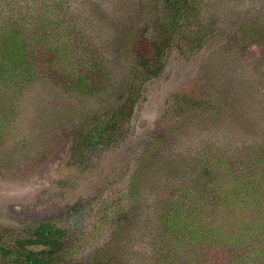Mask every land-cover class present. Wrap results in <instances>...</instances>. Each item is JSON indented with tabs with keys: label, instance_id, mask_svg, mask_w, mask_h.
I'll return each instance as SVG.
<instances>
[{
	"label": "rangeland",
	"instance_id": "374dc122",
	"mask_svg": "<svg viewBox=\"0 0 264 264\" xmlns=\"http://www.w3.org/2000/svg\"><path fill=\"white\" fill-rule=\"evenodd\" d=\"M70 1L80 3L74 14L97 38L116 81L105 95L90 97L45 79L22 84L0 78V236L9 242L33 224L56 219L72 225L75 264H159L165 249L184 264H230L215 251L223 247L214 239H182L177 225L161 235L159 224L182 200L191 210L197 205L195 193H179L184 179H197L191 169L211 166L214 156L230 162L232 154L250 164L248 149L264 145V0H203L201 19L217 23L218 37L191 56L173 49L164 73L146 85L127 139L82 155L72 152L79 130L122 93L133 67L127 48L144 29L154 0ZM31 4L28 11L39 10ZM178 94L196 104L179 107ZM226 185L233 190L232 182ZM242 186V198L251 201H204L198 215L225 238L240 235L233 259L250 254L243 264H261L264 226L257 225V214L263 216L264 203Z\"/></svg>",
	"mask_w": 264,
	"mask_h": 264
},
{
	"label": "trees",
	"instance_id": "16d2710c",
	"mask_svg": "<svg viewBox=\"0 0 264 264\" xmlns=\"http://www.w3.org/2000/svg\"><path fill=\"white\" fill-rule=\"evenodd\" d=\"M31 1L32 4L30 0H0V78L11 82L18 79L22 84L45 79L63 92L81 96H102L111 91L116 81L115 73L104 53H100L97 38L86 33L83 24L78 22L74 12L80 3ZM202 1L154 0L144 29L127 48L133 67L122 93L102 112L86 120L72 146L74 154H85L95 146L105 151L124 142L129 136L136 106L145 99L146 85L164 73L173 49L191 56L218 37L217 23L205 24L201 19ZM28 4L39 10L28 11ZM60 9L64 12L60 13ZM176 99L179 107L196 104L187 95L178 94ZM230 156H233L230 162H219V157L214 156L211 166L190 170L198 173L197 179L194 176L191 181L184 179L181 190L184 192L179 193H185V196L195 193L197 205L191 210L190 204L182 200L177 208H168V213L161 215L159 232L164 235V231L174 230L177 225L182 239L186 235L195 241L201 237L204 241L214 239L218 247H223L222 251L218 248L215 251L227 255V261L232 260L230 264H243L250 254L234 259L232 255V249L238 252L240 235L234 233L225 238L220 228L203 224L198 215L199 208L205 206L204 201L215 206L225 204L229 197L234 205L251 201L250 197L248 200L242 198L243 182L264 203V145L248 149L246 156H249L251 166L241 162L237 155ZM218 166L220 171L217 172ZM238 167L241 168L238 170ZM224 169H227L226 174ZM229 182L234 184L233 190L226 185ZM260 213L263 216L257 214V225L264 226V210ZM67 219L72 221V218ZM62 225L56 219L41 221L24 230V236L18 235L12 241H4L0 236V264H75L71 258L79 245L72 225ZM236 243L238 245L234 247ZM179 257L176 252L165 249L156 259L159 264H184V258Z\"/></svg>",
	"mask_w": 264,
	"mask_h": 264
}]
</instances>
